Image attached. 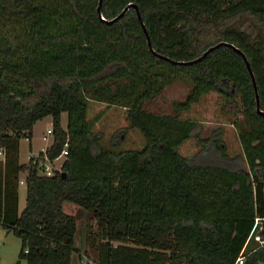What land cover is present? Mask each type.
<instances>
[{
    "label": "trees",
    "instance_id": "1",
    "mask_svg": "<svg viewBox=\"0 0 264 264\" xmlns=\"http://www.w3.org/2000/svg\"><path fill=\"white\" fill-rule=\"evenodd\" d=\"M129 4L142 21L131 8L108 23ZM99 6L0 0V226L20 237L19 259L71 264L68 201L89 212L98 264H264V116L247 64L228 46L174 63L235 45L264 111V0H103L105 20ZM174 81L192 86L177 114L147 111ZM110 110L121 117L109 137L99 121ZM48 116L47 158L68 144L53 176L44 153L19 160L21 139Z\"/></svg>",
    "mask_w": 264,
    "mask_h": 264
},
{
    "label": "rangeland",
    "instance_id": "2",
    "mask_svg": "<svg viewBox=\"0 0 264 264\" xmlns=\"http://www.w3.org/2000/svg\"><path fill=\"white\" fill-rule=\"evenodd\" d=\"M192 86L184 81H174L170 83L162 93L158 94L155 98L150 101H147L145 104V109L149 112L173 116L177 114L175 111L173 104L175 102L184 101L190 91ZM97 111V110H96ZM108 111V113L104 114L100 118L101 129L107 131L111 130L110 122L113 123V120H116V125H119V119L121 115L115 111ZM68 125V114L65 112L62 114V126L66 129ZM47 128H52V120L51 116L45 117L44 119L37 122L34 130L33 139L22 138L20 141V150H19V160L20 163H27L29 159L39 154L42 148L48 147L53 142L54 134L48 136V140H43V135L46 134ZM107 136L110 137L108 134ZM124 132L121 130L117 133V140H125ZM128 141L131 143L139 144L141 143V139L138 135L129 137ZM31 144H33V151L31 148ZM236 147H234L235 149ZM192 151V148L189 149ZM34 154V155H32ZM35 156V157H37ZM1 159H3L4 155H0ZM43 162L44 160L41 159ZM47 167L51 166L50 162H45ZM57 166L60 162L55 163ZM22 180L26 181V174L22 173ZM19 201H20V212L24 210L27 203V190L26 184L19 185ZM65 213L72 215L77 220V234L75 237L77 251H75L72 255L71 264H98V254L95 248V245H92L93 239H88L89 233V212L82 208L81 206L74 204L72 202H65L64 209ZM93 225V232H96V228ZM95 242V244H97ZM115 245H119L120 243H114ZM21 249V239L20 237L14 233L13 231H9L7 233V229L4 227H0V263L1 264H18L20 261L21 264H27L26 260L19 259V253Z\"/></svg>",
    "mask_w": 264,
    "mask_h": 264
},
{
    "label": "water",
    "instance_id": "3",
    "mask_svg": "<svg viewBox=\"0 0 264 264\" xmlns=\"http://www.w3.org/2000/svg\"><path fill=\"white\" fill-rule=\"evenodd\" d=\"M102 2H103V0H100V6H99V8H98V12H99V14H100V17H101V19L102 20H105V18L101 15V5H102ZM131 8H134L135 10H136V12H137V14H138V16H139V19H140V21H142V18H141V15H140V11H139V8H138V6L137 5H135V4H129L116 18H114V19H112V20H110V21H108V23H113V22H115V21H117L118 19H120V18H122ZM142 26H143V29H144V32L146 33V36H147V39H148V44H149V46L151 47V42H150V37H149V35H148V33H147V29H146V27H145V25L142 23ZM221 46H228V47H230V48H232V49H234L236 52H238V53H240L242 56H243V58H244V60H245V62H246V64H247V67H248V69H249V72H250V75H251V77H252V81H253V85H254V89H255V92H256V101H257V112L260 114V115H262V116H264V111H262L261 109H260V99H259V94H258V90H257V84H256V79H255V75H254V73H253V71H252V69H251V66H250V63H249V61H248V59H247V57L245 56V54L239 49V48H237L235 45H233V44H230V43H227V42H221V43H218L217 45H215L214 47H211L210 49H208L204 54H203V56L202 57H200V58H198V59H195L194 61H190V62H174V63H177V64H180V65H188V64H193V63H195V62H198V61H200L201 59H203L204 57H206L207 56V54L209 53V52H211V51H213L214 49H216V48H219V47H221ZM165 59H169V58H167V57H164ZM62 174V176H65L66 175V173L65 172H62L61 173ZM18 264H21V262L19 261L18 262Z\"/></svg>",
    "mask_w": 264,
    "mask_h": 264
},
{
    "label": "built area",
    "instance_id": "4",
    "mask_svg": "<svg viewBox=\"0 0 264 264\" xmlns=\"http://www.w3.org/2000/svg\"><path fill=\"white\" fill-rule=\"evenodd\" d=\"M53 134H54L53 133V129L52 128H49L46 131V134L43 135V140H45V141L48 140L49 139L48 136H51ZM46 150L47 149H44V151L42 153L45 154L46 153ZM38 156L36 158H38ZM67 156H68V144L65 145V148L62 150L61 154L57 158H55L54 160H52V161L49 160L47 158L46 154H45L44 161L43 162L41 161V165L44 167V169L42 171V174L43 175H46V176H53V175H55L56 171L61 172L62 167H63V164H64V161L67 158ZM47 161L51 163V166L50 167H47L45 165L46 164L45 162H47ZM58 162H60V164L57 166L55 163H58ZM20 183L21 184H24L25 181L21 180ZM0 223H1V217H0ZM0 227H2V226H0ZM244 259H245L244 256L239 257L238 260H237V264H243L244 263Z\"/></svg>",
    "mask_w": 264,
    "mask_h": 264
},
{
    "label": "crops",
    "instance_id": "5",
    "mask_svg": "<svg viewBox=\"0 0 264 264\" xmlns=\"http://www.w3.org/2000/svg\"><path fill=\"white\" fill-rule=\"evenodd\" d=\"M51 120H52V118H51ZM37 125V123L35 124V126ZM35 126H34V129H33V137H34V130H35ZM49 128H47V130H48ZM46 130V131H47ZM33 137H32V139H33ZM53 143V142H52ZM52 143H51V145H52ZM51 145H49L48 147H45V148H42L41 150H40V152H39V154L40 153H42L43 151H44V149H47V148H49ZM31 148H32V151H33V144H31ZM38 154V155H39ZM32 155H34V154H32ZM34 156H37V155H34ZM24 164V163H23ZM24 174H26L27 175V173H24ZM21 180H22V178H21ZM20 180V181H21ZM24 181V180H23ZM19 184H21V183H19ZM64 205H65V202H64V204H63V209H64ZM19 210H20V201H19ZM7 233H9V231H7ZM75 244H76V240H75Z\"/></svg>",
    "mask_w": 264,
    "mask_h": 264
}]
</instances>
